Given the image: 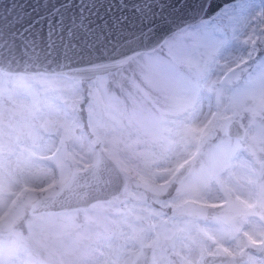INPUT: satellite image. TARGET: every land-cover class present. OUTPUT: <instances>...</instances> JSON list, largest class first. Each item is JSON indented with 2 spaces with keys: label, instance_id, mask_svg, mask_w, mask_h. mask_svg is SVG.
<instances>
[{
  "label": "rangeland",
  "instance_id": "rangeland-1",
  "mask_svg": "<svg viewBox=\"0 0 264 264\" xmlns=\"http://www.w3.org/2000/svg\"><path fill=\"white\" fill-rule=\"evenodd\" d=\"M100 149L126 176L121 197L30 212ZM145 246L151 264H264V0L92 81L0 71V264H133Z\"/></svg>",
  "mask_w": 264,
  "mask_h": 264
},
{
  "label": "water",
  "instance_id": "water-1",
  "mask_svg": "<svg viewBox=\"0 0 264 264\" xmlns=\"http://www.w3.org/2000/svg\"><path fill=\"white\" fill-rule=\"evenodd\" d=\"M240 0H0V71L92 81L153 53L185 27L214 18ZM228 135L243 139L238 119ZM190 165L178 170L177 180ZM126 176L99 150L96 164L74 171L61 191L36 200L31 213L71 211L123 195ZM145 246L133 264H151ZM246 255L207 254L202 264H245Z\"/></svg>",
  "mask_w": 264,
  "mask_h": 264
}]
</instances>
